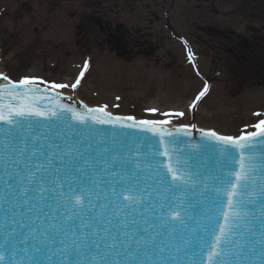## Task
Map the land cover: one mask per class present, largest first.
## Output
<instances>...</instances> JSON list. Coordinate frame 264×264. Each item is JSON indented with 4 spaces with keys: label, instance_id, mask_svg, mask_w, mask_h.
Returning <instances> with one entry per match:
<instances>
[{
    "label": "snow or ice",
    "instance_id": "obj_1",
    "mask_svg": "<svg viewBox=\"0 0 264 264\" xmlns=\"http://www.w3.org/2000/svg\"><path fill=\"white\" fill-rule=\"evenodd\" d=\"M88 67L86 60L71 84L49 83L37 77L12 81L0 74L6 82L0 83V124L6 126L0 129V165L4 172L3 199L11 206L4 211L12 218L5 228V250L11 257L18 242L17 255L24 256L19 261L11 258L9 264H45L41 257L47 264H184L179 259L181 254L203 257L205 264H252L251 257L259 255L260 264H264V153L252 151L256 144L264 143L260 139L264 138V119L252 125L255 131H247L246 126L238 136L202 131V136L226 146L225 166L233 159L228 146L242 150L239 170L211 176L210 186L199 173H195L197 179L191 172L180 175L164 140L174 135L191 136L195 125H180L173 132L163 127L171 124V119L114 116L106 110L107 105L82 113L54 96L35 95L69 87L75 90ZM37 85L46 88L41 90ZM207 92L205 84L193 108ZM41 101L55 103L45 109ZM148 111L155 114L157 109ZM63 112L70 113L71 121L78 124L91 120L156 134L163 150L154 149L151 156L137 150L133 156L131 152L110 153L105 147L100 150L103 155L97 156L93 155L92 143L85 144L71 122L58 125L54 133L51 129L29 130L31 124L26 128L23 123L33 116L62 123ZM163 115L183 117L185 113ZM157 155L169 158L166 167L171 181L159 175L154 166L152 157ZM198 181L204 187L200 196L210 202L208 211L199 199L195 203L191 200L190 193L197 191ZM221 194L224 199H219ZM157 206L163 215L149 218L146 213L154 212ZM211 206L224 209L220 211L222 223L214 222ZM137 213L143 224L138 222ZM186 219L193 220L195 227H190ZM113 220L117 221L115 225ZM130 224L135 227L129 229ZM169 249H174L175 255ZM81 256L86 259L82 261ZM153 256L160 260H153ZM53 257L58 259L54 261ZM4 260L0 252V262ZM190 264L201 261L193 259Z\"/></svg>",
    "mask_w": 264,
    "mask_h": 264
},
{
    "label": "rangeland",
    "instance_id": "obj_2",
    "mask_svg": "<svg viewBox=\"0 0 264 264\" xmlns=\"http://www.w3.org/2000/svg\"><path fill=\"white\" fill-rule=\"evenodd\" d=\"M55 1L54 12L40 11L16 24L6 16L32 1L0 0L1 74L15 81L37 77L71 84L87 60L89 67L80 85L75 90H57L90 106L107 105L115 114L140 120L171 119L169 125H195L231 136L240 135L246 126L247 131L254 130L252 125L264 119V67L255 84L237 88L228 82L226 72L213 66L211 55L192 36L197 28L231 27L233 22L236 35L245 36L250 27L242 23L246 19L264 35V0H150L149 9L131 6L128 0H102L99 9L115 29L123 31L122 38L130 34L146 40L140 42L138 52L135 49L133 55L125 56L109 47L92 53L78 49L79 0ZM92 1L88 2L90 12ZM232 9L237 15L228 14ZM205 84L208 92L193 108ZM152 108L157 109L155 114L148 111ZM177 111L185 115H163Z\"/></svg>",
    "mask_w": 264,
    "mask_h": 264
},
{
    "label": "water",
    "instance_id": "obj_3",
    "mask_svg": "<svg viewBox=\"0 0 264 264\" xmlns=\"http://www.w3.org/2000/svg\"><path fill=\"white\" fill-rule=\"evenodd\" d=\"M0 83H6L2 79H0ZM39 87V86H37ZM41 90L44 88L39 87ZM68 95V93H65ZM35 95H50L56 97L60 103L70 105L76 108L79 112H86L87 107L79 101H72L66 96H63L54 91L48 92H37ZM54 101H41L40 106L45 107L48 105L54 106ZM63 117V122H58L55 118L48 119L46 117H28L23 120L25 127L27 128L28 124H31V129L34 131H51L54 133L57 130L58 125L63 127L67 123L71 122L73 124V128L79 135L84 138L85 144L91 142L93 145V155H103L100 152L101 149L107 147L110 150V153H119L121 155H125L129 152L133 156H135L136 151L139 150L141 153H147L151 156L154 149L163 150V146L160 145V137L156 134L141 131L139 128H122L119 125L113 126L110 124L100 125L95 124L91 120L87 121L85 124H78L74 121H71V114L67 112L61 113ZM131 116V115H130ZM101 126V127H99ZM6 126L0 124V129H4ZM168 128V127H166ZM176 128V127H175ZM175 128H168L173 131ZM224 135V134H223ZM264 140V138H260ZM166 143H168V147L171 153V163L174 167L178 168L179 174L184 175L186 172L193 173V179H197L195 173L201 174L202 177L208 180L209 185L211 186V176L213 175H221L223 173H227L231 170H239V156L241 154L240 149H236L234 147L228 146V151L230 152L233 159L231 162L225 166V159L223 155V149L226 146L220 144L214 139H210L202 136L201 130H192L191 136H183V135H174L173 137H164ZM175 141V143H171ZM59 142V141H58ZM247 151V150H245ZM257 155L260 153H264V143H258L252 149ZM153 164L157 168L159 175L164 176L166 181H171V174L167 172L166 165L169 163V158L164 156H155L152 157ZM179 161V163H177ZM101 165H97L99 168ZM91 171V170H90ZM3 166L0 165V252H3L5 255V260L0 262V264H9V260L11 258H15L17 261L23 260V254L17 255L19 253V243L16 244V253H12L11 257L9 252L5 250L6 245V236H5V228L12 223L11 215H5V208H10V205H7L3 199L4 197V184H3ZM108 177H105L107 179ZM264 179V177H262ZM176 183L182 184L183 181H176ZM191 183V181L189 182ZM197 191L192 194L190 193V197L193 203L197 199L200 200L202 205H206L205 211H208L207 205L210 204L209 201H205L204 197L200 196L201 192H204L203 183L198 181L196 184ZM211 195V193H208ZM113 198L114 197H110ZM215 198V197H214ZM219 199H224L223 195L219 197ZM52 203L51 200L48 201ZM101 202H106L102 201ZM43 206V205H41ZM224 210L221 208L217 210L215 206H211L210 215L213 217L214 222H223L222 217L220 216V211ZM45 211H48L45 208ZM17 213H19V209H17ZM146 215L149 218H155L157 216L163 215L160 208L157 206L155 211H148ZM19 215L17 214V219H19ZM123 217H121L122 219ZM136 218L140 224H143V220L139 217L138 213L136 214ZM158 223V221H156ZM117 223L116 220H113V225ZM186 223L190 227H195V222L190 219H186ZM135 227L134 225H129V229ZM169 252H172L175 255L174 249H169ZM165 256H168V252L165 253ZM41 259H45V264H47V260L44 257ZM58 257H53V260H57ZM80 259L84 261L86 258L81 256ZM119 259V258H117ZM153 260L159 261V256H153ZM179 259L184 262V264H190L193 259H200L201 264H205V260L203 257H191L180 255ZM252 264H260L261 258L259 255H254L251 257Z\"/></svg>",
    "mask_w": 264,
    "mask_h": 264
},
{
    "label": "trees",
    "instance_id": "obj_4",
    "mask_svg": "<svg viewBox=\"0 0 264 264\" xmlns=\"http://www.w3.org/2000/svg\"><path fill=\"white\" fill-rule=\"evenodd\" d=\"M82 10L78 27V46L87 50L102 49L113 42L111 47L114 48L118 36L107 28L105 12L96 9L89 12L85 5ZM24 14L23 10H18L14 15L21 17ZM196 40L202 48L212 53L216 67L230 72L233 83L248 87L260 80L261 68L264 67L263 42L253 38H235L231 33L220 30L198 32ZM110 41L112 42L108 43ZM126 44L129 48H134L137 43L127 40Z\"/></svg>",
    "mask_w": 264,
    "mask_h": 264
}]
</instances>
